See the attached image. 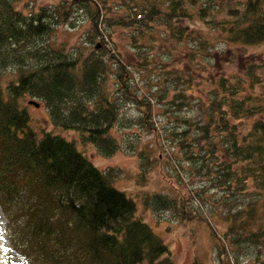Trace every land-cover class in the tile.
Listing matches in <instances>:
<instances>
[{
  "label": "trees",
  "instance_id": "trees-1",
  "mask_svg": "<svg viewBox=\"0 0 264 264\" xmlns=\"http://www.w3.org/2000/svg\"><path fill=\"white\" fill-rule=\"evenodd\" d=\"M14 1L0 0V211L8 221L4 230L11 251L21 264H175L162 237L136 216L132 198L112 184V168L99 170L75 143L53 132L37 136L19 98L41 101L55 127L75 130L102 156L113 155L118 143L110 131L118 123L120 99L104 80L109 72L120 83L127 75L125 65L115 58L109 63L101 53L105 43L99 25L109 36L106 25L136 30L157 20L204 18L214 2L171 0L165 10L157 1L58 0L24 14ZM116 4L134 13L125 17L112 11ZM79 12L89 23L85 34L91 46L67 53L49 37ZM225 15L217 27L228 47L264 43V0H241ZM117 65L120 72L114 70ZM8 68L13 77L4 79ZM239 69L242 76L218 79L201 123L180 120L171 140L186 154L185 163L206 171L204 181L250 197L225 217L221 235L209 226L215 264H240L242 254L249 257L243 264H264V56L242 58ZM166 92L161 98L169 96ZM171 95L168 102L180 111L185 95ZM123 96L126 105L134 103L150 115L149 101L128 90ZM140 153L142 163L149 164V151ZM142 203L152 212L177 209L164 194L147 195ZM190 264L202 261L195 257Z\"/></svg>",
  "mask_w": 264,
  "mask_h": 264
},
{
  "label": "rangeland",
  "instance_id": "rangeland-1",
  "mask_svg": "<svg viewBox=\"0 0 264 264\" xmlns=\"http://www.w3.org/2000/svg\"><path fill=\"white\" fill-rule=\"evenodd\" d=\"M127 1L128 4L134 3L133 0ZM135 1L138 5L157 1L166 10L171 0ZM240 1L212 0L214 8L207 17H178L171 24L155 20L149 28L133 30L115 26L108 28L106 25L109 36L104 27L99 25L100 36L105 43L101 53L105 54L107 62L111 63L115 58L125 65L126 72L123 74L127 75L122 83L114 72L107 73L109 77L104 80L109 93H114L115 100L120 99L117 101L118 123L110 131L118 143V150L113 155L102 156L92 143L83 142L82 135L75 130L55 127L41 101L30 96L19 98V102L27 107L30 126L37 136L40 137L43 131L53 132L75 143L76 148L99 170L105 173L108 168H112L115 173L112 184L132 198L137 208L136 216L162 237L175 264H190L195 257L201 259L202 264H215L217 256L209 226L221 235L227 226L225 217L236 210L237 204L250 201V197L244 193L232 195L229 191L212 186L210 180L204 181V178H208L205 176L206 171L185 163L186 154L174 148L171 140L180 120L201 123L197 121H202L205 116L219 78L242 76L243 71L239 69L242 58L264 56V43L228 47L219 38L217 23L226 17L225 11L228 8L239 6ZM57 2L16 0L13 4L25 14L39 6L54 5ZM193 8L196 9L195 6ZM112 11L121 15L134 13L133 9L128 10L127 6L117 4ZM70 22L74 25L65 23L58 26L49 41L61 45L67 53L90 47L85 34L89 23L83 13L79 12ZM100 36L95 38L96 41H99ZM140 52L144 54L143 57L138 56ZM114 70L121 71L118 65L114 66ZM13 71L11 68L3 71L4 79L12 78ZM261 75L264 76V73ZM127 90L140 96L141 102L149 101V116H144L140 107L134 103L126 105L123 94ZM165 90L169 96L165 94L163 99L160 95ZM255 91L261 93L257 88ZM175 92L184 94L183 100L187 101V104H181L180 111H175V106L168 102ZM29 99L39 103L38 107L28 105ZM250 122L247 121V125ZM140 150L143 154L149 151V164L142 163ZM220 162L225 165L228 159L221 158ZM250 191L248 188L247 193ZM153 193L164 194L177 202V209L152 212L143 205L142 199ZM182 215L187 216L182 219ZM7 222L0 211V264H21L10 249L4 230ZM248 258L242 254L240 264Z\"/></svg>",
  "mask_w": 264,
  "mask_h": 264
},
{
  "label": "water",
  "instance_id": "water-1",
  "mask_svg": "<svg viewBox=\"0 0 264 264\" xmlns=\"http://www.w3.org/2000/svg\"><path fill=\"white\" fill-rule=\"evenodd\" d=\"M29 104L33 105L34 107H38V105H39L37 102H35V101L31 100V99H29L28 105Z\"/></svg>",
  "mask_w": 264,
  "mask_h": 264
}]
</instances>
